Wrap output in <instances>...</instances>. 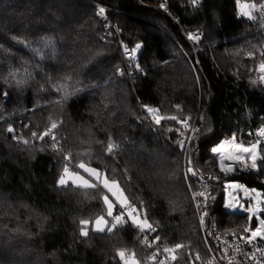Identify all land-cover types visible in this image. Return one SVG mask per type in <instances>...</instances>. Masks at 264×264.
<instances>
[{
	"label": "trees",
	"instance_id": "16d2710c",
	"mask_svg": "<svg viewBox=\"0 0 264 264\" xmlns=\"http://www.w3.org/2000/svg\"><path fill=\"white\" fill-rule=\"evenodd\" d=\"M101 7L115 33L97 15ZM166 8L160 0H0V264H121L120 249L158 264L148 262L155 247L141 243L130 221L113 233L90 225L80 236V220L105 214V191L57 188L66 153L73 171L82 172L76 165L83 160L117 180L129 201L143 206L163 248L185 246L174 253L181 264L206 252L186 155L220 176L211 203L220 229L248 233L246 214L225 207L222 188L239 182L264 194V161L257 173H240L239 166L226 173L210 148L264 125V83L256 71L264 60L261 13L254 12L255 21L238 16L236 0H200L196 8L168 0ZM137 44L142 71L128 70L123 51ZM146 106L164 117H189L199 132L172 119L157 125ZM52 121L62 152L51 149L49 137H32ZM110 138L119 145L112 154Z\"/></svg>",
	"mask_w": 264,
	"mask_h": 264
},
{
	"label": "snow or ice",
	"instance_id": "6c2138e0",
	"mask_svg": "<svg viewBox=\"0 0 264 264\" xmlns=\"http://www.w3.org/2000/svg\"><path fill=\"white\" fill-rule=\"evenodd\" d=\"M191 5L193 8H196L200 0H190ZM237 9H238V16L246 17L249 20L255 21L257 19L256 16L253 15L254 11H258L261 13L260 16V27L264 29V2H261L259 5L255 3H241V0H236ZM161 7H165L164 4H161ZM97 15H104V8H100ZM188 39L193 41L200 40L199 33H189ZM141 48L140 44H137L134 49L131 50L130 56L132 58L135 57L136 52ZM125 53L128 54V49L125 47ZM253 53H249V56H253ZM260 55L264 57V48L260 49ZM137 71H142L139 68V65L136 66ZM256 71L260 74L259 75V82L264 83V60L257 66ZM118 75H123V71L118 69ZM13 78L16 77L17 73L12 72L10 73ZM17 84L24 83L23 80L18 79ZM253 84H256L257 81L253 80ZM60 91V88L56 89ZM70 93L65 92L63 99H67ZM62 102V101H57ZM146 111L152 115L153 121L159 125L162 119H172L176 120L186 131L191 130L194 133H198L199 129H191L190 126V118L186 117L184 120H178L176 116L171 117H164L159 115V110L154 108H149L146 106ZM58 123L56 121H52L48 127L45 128L43 132H33L32 137L34 139H38L43 141L45 137H49L52 140L51 149L54 152H62L63 148L60 145V141L55 135V130L58 128ZM9 132H14V129L10 126L8 128ZM171 131V129H170ZM256 136L258 137L255 142L249 143L245 145L242 142H237L236 135L230 139L222 140L220 143L213 145L210 148V154L213 157H219L220 160V169L224 172H231L233 171V165L242 164L246 169L250 168L252 170H259L258 169V161H264V154H261V139L264 138V127H261L257 130ZM17 139V137H13ZM20 141L24 144H28V140H24L23 138H19ZM191 137H186L184 140L179 142L180 148L182 151L185 150V145L188 141H190ZM119 145L113 143L111 138L109 139L107 145V153L112 154L114 150L118 149ZM62 159L66 162L57 181L56 187L57 188H66L71 184L74 188H82V189H95L99 187H103L105 193L102 196L103 203L105 205V214L98 216L95 221H90L86 219L80 220V236L87 237L89 234V226L91 225V230L95 232H105L113 233L117 227L123 226L127 224L129 221L131 222L132 226L137 228L140 233L144 232H155L156 229L149 223L146 213L142 215L143 206L141 205L140 208H137L136 205L132 204L128 197L124 194V190L120 187V184L115 179H109L106 173L100 172L98 169L89 166L83 160L76 165L77 169L82 170L83 173L87 174L82 175L80 171H73L70 169L69 164L71 163L72 156L71 153H66L63 155ZM225 161H230V163H225ZM250 161V164H249ZM191 164V161H189ZM187 172L192 176L196 175L195 170L192 167L187 169ZM188 179V176L185 177ZM232 187H243L242 185H232ZM253 192L256 190L253 189ZM257 207L255 208H247L244 209L245 211L250 213L249 221L251 222L252 216L255 215L257 212L264 211V209L260 208V194L257 193ZM197 196H204V193H193V197ZM111 197V198H110ZM119 206V211L117 209ZM227 208H232V204L226 205ZM110 218V219H109ZM201 225L204 224V216H201ZM245 232H248V236H241L240 239L244 240L246 244H253L254 241L257 240H264V219H260L259 224L254 229L249 227L245 229ZM160 240L159 236H156L155 239L149 243L147 236L141 241V243L148 244L151 247L153 244H156ZM185 247L184 245L177 244L172 249L165 248L164 251L170 254V259L175 260L176 256L174 253L178 250ZM227 253V249L224 250ZM236 251L239 252L240 249L237 247ZM256 252L259 253L260 257H264V249L260 247H256ZM158 251L152 253L149 257L150 260L155 261L158 256ZM117 256L119 257L121 264H140V262L136 259L135 253H132L131 256H128L126 250L120 249L117 251ZM196 259H199V254H197ZM249 259L257 260L256 254L253 253ZM159 264H165V261H159ZM211 264V261H209ZM229 264H233L232 259H229ZM257 264H260L257 261Z\"/></svg>",
	"mask_w": 264,
	"mask_h": 264
},
{
	"label": "built area",
	"instance_id": "2783aa9c",
	"mask_svg": "<svg viewBox=\"0 0 264 264\" xmlns=\"http://www.w3.org/2000/svg\"><path fill=\"white\" fill-rule=\"evenodd\" d=\"M167 3L168 0H160V9L165 13H167L168 11L166 8ZM161 4H164L165 7L162 8ZM101 18L103 21L106 22V28L108 30H112L113 33H115L116 25L113 24L110 20H108L106 15H102ZM134 48L135 46L129 48L128 54L125 53V50L123 51L125 66L128 70L136 69L137 66V56L139 54V50L136 52L134 58L130 56L131 50ZM176 108L181 109L180 106ZM177 119L184 120V118L181 117H178ZM261 127H264V125L257 127L254 131L251 130L240 131L236 136L237 142H240L239 139H243V137L248 138L251 142H255V140L258 138L256 136V132ZM232 136L233 135H231L229 138L226 139H230ZM260 139L261 142L264 141V138H260ZM238 166L240 167V173L253 174L258 172V170H252L250 168L246 169L242 164H239ZM189 167H192L196 172L195 176H192L190 174L193 177V179L196 181V185L192 191V198L197 210L199 211L200 218L202 215L204 216V224L203 226L201 225V219H200V227L202 229V233L206 245L205 254H199V259H196L197 254L194 255L193 258H191L190 260L191 261L190 264H209V261H211V264H229V259H232L233 264H257V261H259L260 264H264V257H260L259 253L256 252V247H260L264 249V240H257L254 241L253 244L249 245L246 244L244 240L240 239L241 236H248L249 233L236 234L234 232H224L220 229L216 215L211 211V203L216 198V191L214 189V185L212 184L218 182L220 180V176L217 173L212 172L210 170L198 169L192 163L189 164ZM222 189H223V193L225 194L227 191L226 185ZM201 192L204 193V196H197L195 198L193 197V193H201ZM237 192L239 193L240 189L237 190ZM238 198L239 196L237 197V199ZM238 205L240 206L241 203L239 202ZM138 234L141 241L144 239L145 236H147L149 243H151L157 236L155 232L140 233L139 230H138ZM152 247H155V250L149 254V257L152 255V253L157 251L159 254L155 261L150 260L148 257L149 263L159 264V261H165V264H181L176 260L173 261L170 259V254L164 251L165 248H163L159 244V241L156 244H153ZM237 247L240 249L239 252L236 251ZM225 249H227V253H225L224 251ZM253 253L256 254L257 260L249 259V257Z\"/></svg>",
	"mask_w": 264,
	"mask_h": 264
},
{
	"label": "rangeland",
	"instance_id": "374dc122",
	"mask_svg": "<svg viewBox=\"0 0 264 264\" xmlns=\"http://www.w3.org/2000/svg\"><path fill=\"white\" fill-rule=\"evenodd\" d=\"M241 3H253V2L241 1ZM254 12H256V11H254ZM254 12H253V15H254ZM242 143H244V142L242 141ZM244 144L247 145L249 143H244ZM186 157H187L188 161L191 160L190 155H186ZM225 163L226 164L230 163V161H225ZM219 165H220V160H219ZM237 167H238V165H233V169L234 170ZM233 171H231L229 173H232ZM81 174L85 175V177L88 178L87 174H85L83 172H81ZM232 185H242L243 187H232ZM226 187H227V191H226L225 196H224L225 207L228 204H232L233 205L232 208H227L226 207L227 209H229L231 211H235V212H240V213L246 214L247 219L249 221L250 213L245 211L244 209H247V208H250V207L251 208L257 207V199H258L257 195H256L257 193L260 194V196H259V200H260L259 207L264 209V194H263V192L260 189H258L256 187H250V186L246 185L245 183H239V182L228 183V184H226ZM239 189H240V192L238 193L237 190H239ZM253 189H255L256 191L253 192L252 191ZM238 196H239V198L237 199ZM239 202L241 203L240 206L238 205ZM260 219H264V211L257 212V213H255L254 216H252V220H251V222L249 221L250 224H248V228L251 227V223L253 221H255V226L257 227L258 224H259ZM138 261L140 262V264H142V262L140 260H138Z\"/></svg>",
	"mask_w": 264,
	"mask_h": 264
}]
</instances>
